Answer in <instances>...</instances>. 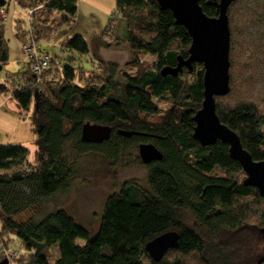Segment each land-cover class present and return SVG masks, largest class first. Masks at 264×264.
I'll return each instance as SVG.
<instances>
[{
    "label": "trees",
    "instance_id": "obj_1",
    "mask_svg": "<svg viewBox=\"0 0 264 264\" xmlns=\"http://www.w3.org/2000/svg\"><path fill=\"white\" fill-rule=\"evenodd\" d=\"M30 1L50 12L73 11L78 3ZM209 1L200 0V5L208 16L217 17L218 7ZM0 2L1 12L4 0ZM115 3L101 35L90 42L77 35L62 44L81 56L90 55L100 65L99 83H78V73L85 70L70 63L56 69L60 74L56 85L48 80L49 69L40 78L32 75L26 79L21 88L8 89L24 112L34 103L38 165H30L26 147L0 145V247L6 249L5 233L16 236L31 252L25 264H183L171 256L175 252L196 253L203 264L247 262V249H251L247 245H251L242 233L253 229L261 234L264 227L248 224L252 208L245 200L264 198L256 188L244 185L246 174L231 158L228 144L219 141L202 147L193 138L194 117L204 100V66L193 64L191 70L182 67L176 76L162 73L177 68L179 57L189 58L192 38L184 26L176 24L170 10L159 9L156 0ZM235 10L244 11L243 15L248 12L249 17L244 16L247 23L262 21L264 0H236L228 9L231 67L227 96L232 91ZM3 20L0 17V73L10 59ZM121 22L127 30L124 40L118 35ZM32 39L37 43L41 37ZM124 42L134 54L130 65L136 72L122 73L121 82L117 79L118 66L106 63L99 49ZM141 53L156 57L154 66L142 65L138 58ZM227 96L216 98L221 122L238 134L254 160H264V113L252 99L227 105ZM155 99H167L171 107L156 113ZM88 122L112 127L110 138L101 143L82 141V129ZM120 129L140 135L125 137L118 133ZM143 143L154 144L163 160L146 165V186L127 181L108 197L95 235L62 209L36 216L44 202L71 187L76 158L67 154L69 146L76 155L101 154L105 147L110 158H117L131 144ZM25 212L32 214L21 219ZM171 231L180 235L178 247L155 262L146 252V244ZM77 240L85 244L77 245ZM257 240L264 249V236ZM56 246L60 256L51 263L47 251ZM258 264H264V257Z\"/></svg>",
    "mask_w": 264,
    "mask_h": 264
},
{
    "label": "rangeland",
    "instance_id": "obj_2",
    "mask_svg": "<svg viewBox=\"0 0 264 264\" xmlns=\"http://www.w3.org/2000/svg\"><path fill=\"white\" fill-rule=\"evenodd\" d=\"M3 5L7 10V18L3 20V30L9 47L10 59L2 75L9 74L8 77H12L10 78L11 82L5 81L8 87L3 84V89H6L8 93V89L13 90L25 86L26 79L32 77L30 63L23 50V45L29 38L36 39L37 37H41V39L37 40L36 53L50 55L60 61V64H53L50 69L48 80L52 82V85H56L60 80V74L56 69L70 63L76 68L85 70L78 73L77 82L81 85L100 82V77H98L102 73L100 65L90 55L81 56L63 48L62 44L77 35L83 37L87 42H90L94 36L101 35L116 8L115 0H78L73 11L64 12H50L44 6L30 0H4ZM34 7L40 8L30 16L29 9ZM234 13H232V21H234L236 34L231 53L232 91L227 98H224V102L227 105H234L242 100L252 99L264 113V16L262 21L258 22L256 19V22L247 23L244 21V16L249 17L248 12L243 15L244 11L235 10ZM0 17L2 18L1 12ZM118 35L122 40L127 37V30L122 22L119 23ZM99 52L106 63L118 66L117 79L119 81H124L122 73L134 74L136 72V69L130 65L134 60V54L129 43L124 42L118 46L112 43L109 47L100 48ZM138 58L145 67H152L156 62V57L151 55L141 53ZM259 61L262 62V66L259 65ZM92 77L95 79L93 80ZM190 79L191 77H189ZM155 104L154 111L160 114L171 107L170 101L167 99H155ZM4 112L6 111L4 110ZM33 113L34 103L30 111H23L21 116L8 113L9 119L12 121L15 120L17 123L23 119L25 122L17 123L18 125L14 123L15 125L11 126L14 127L13 129L6 126L5 129L0 126V145L10 144L26 147L29 150L30 165L37 166V126L33 123ZM0 122L2 123L1 118ZM139 146V144H131L127 149L121 151L117 158H110L108 152H105V147L101 154L76 155L72 147L69 146L67 154L76 158L71 187L44 202L36 216L40 217L55 209H62L78 224L85 226L92 235H95L100 225L105 203L111 194L118 192L127 181H136L144 186L147 185L148 169L139 157ZM245 202L251 204L252 208L248 224L259 226V228L264 227V201L251 197ZM31 214L25 212L20 218H29ZM242 235H245L244 238L251 245H247V248L251 247V249H247V256L245 255L247 262L241 264H258V260L264 257V249L259 244L257 237L263 238L264 232L260 234L259 230L247 229ZM4 237L8 239V243L5 245L6 249L0 247L2 260L8 259L10 264H25L31 256V252L16 236L5 233ZM76 244L84 245L85 241L77 240ZM47 254L51 263H54L60 256L57 246L49 249ZM171 256L180 258L183 264H203L196 253L181 255L175 252Z\"/></svg>",
    "mask_w": 264,
    "mask_h": 264
},
{
    "label": "water",
    "instance_id": "obj_3",
    "mask_svg": "<svg viewBox=\"0 0 264 264\" xmlns=\"http://www.w3.org/2000/svg\"><path fill=\"white\" fill-rule=\"evenodd\" d=\"M44 1V0H41ZM160 10H170L176 24L184 26L192 38L189 49L190 56L184 60L179 57L177 68H167L164 75H177L182 67L190 70L193 64L204 66V100L202 108L196 113V123L193 138L202 147L213 146L223 142L230 147V156L239 162L246 174L245 186L258 190L264 198V160H254L243 147L238 134L221 122L217 114L216 98L225 97L230 92V39L228 9L236 0H210L218 7V16H208L200 0H156ZM112 127L100 124L86 123L82 129V141L101 143L108 140L112 134ZM120 135L132 137L140 135L138 132L118 130ZM139 157L143 164L150 165L163 160L162 152L151 143L139 146ZM180 235L176 231L164 233L145 246L146 252L155 261H161L165 255L178 247ZM0 264H10L4 259Z\"/></svg>",
    "mask_w": 264,
    "mask_h": 264
},
{
    "label": "built area",
    "instance_id": "obj_4",
    "mask_svg": "<svg viewBox=\"0 0 264 264\" xmlns=\"http://www.w3.org/2000/svg\"><path fill=\"white\" fill-rule=\"evenodd\" d=\"M39 8L40 7H34L29 9L30 16ZM1 15L4 20L7 18V10L4 7L1 10ZM23 50L28 57L31 73L36 78H40L43 71L51 69L53 64H60L58 58L51 57L50 55H38L36 53V43L32 38H29L27 42L24 43Z\"/></svg>",
    "mask_w": 264,
    "mask_h": 264
},
{
    "label": "crops",
    "instance_id": "obj_5",
    "mask_svg": "<svg viewBox=\"0 0 264 264\" xmlns=\"http://www.w3.org/2000/svg\"><path fill=\"white\" fill-rule=\"evenodd\" d=\"M2 73H3V71L0 73V85H3V84L6 85V83H5L6 80L9 82L12 81V80H10V78H12V77L11 76L8 77L9 74L8 75H2ZM7 73H10V72H7ZM4 110L6 112H4ZM8 113H12V114H15L17 116H21L23 114V110L21 109V107L19 106L17 101H15L10 96V94L6 91V89H0V118L2 119V123L0 122V126H3L4 128L6 126L8 128L10 127L13 129L14 127H11V126H14L17 123H22V122L24 123L25 122V120H23V119L19 120L17 123L15 122V120L12 121L11 119H9Z\"/></svg>",
    "mask_w": 264,
    "mask_h": 264
}]
</instances>
